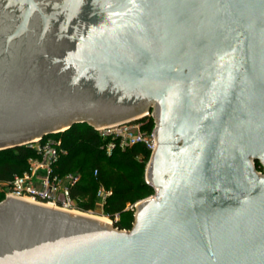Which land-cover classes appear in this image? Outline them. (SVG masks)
Listing matches in <instances>:
<instances>
[{"label":"water","instance_id":"water-1","mask_svg":"<svg viewBox=\"0 0 264 264\" xmlns=\"http://www.w3.org/2000/svg\"><path fill=\"white\" fill-rule=\"evenodd\" d=\"M151 102L132 227L6 196L0 264H264V0H0V149Z\"/></svg>","mask_w":264,"mask_h":264},{"label":"trees","instance_id":"trees-1","mask_svg":"<svg viewBox=\"0 0 264 264\" xmlns=\"http://www.w3.org/2000/svg\"><path fill=\"white\" fill-rule=\"evenodd\" d=\"M152 124L153 119H150L146 127ZM49 135L61 137L66 150L59 159L57 171L65 173L75 162L81 161L77 168L80 180L70 189V195L81 203L82 209L88 211L94 208L97 188L103 183L113 189V194L104 204L105 213L113 217L119 212L120 218L113 224L119 228H131L134 209L129 207V201L153 192L152 185L143 178L149 151L137 144L125 150L114 149L109 154L105 148L106 139L89 124L76 123ZM34 154L35 150L26 144L0 149V184L25 169L29 156ZM139 155L141 159L137 158ZM106 166L114 171H109ZM96 168L98 175L94 174ZM3 198L5 192H0V200Z\"/></svg>","mask_w":264,"mask_h":264},{"label":"built area","instance_id":"built-area-1","mask_svg":"<svg viewBox=\"0 0 264 264\" xmlns=\"http://www.w3.org/2000/svg\"><path fill=\"white\" fill-rule=\"evenodd\" d=\"M148 122L149 118L143 120L140 117H135L105 126L92 127L102 138L106 139L105 148L109 154L117 148L125 150L128 147L140 144L150 153L149 163L151 155L156 149L157 141L155 137L156 121L153 119L152 126L146 127ZM25 144L32 147L35 154L29 156L28 166L25 169L15 173L10 180L4 182L5 195L27 198L72 210L76 205V201L70 195V189L80 180V173H61L57 171L59 159L62 154L66 153L62 138L46 135ZM256 168L264 173V167L259 162L256 163ZM94 174L98 175V168L95 169ZM152 187L153 192L150 196H154L158 190L157 187L153 185ZM112 194V188L100 183L96 191L99 207L113 223L119 220V212L112 217L104 211V204ZM129 207L135 209L136 205ZM88 211L94 212L93 209Z\"/></svg>","mask_w":264,"mask_h":264},{"label":"rangeland","instance_id":"rangeland-1","mask_svg":"<svg viewBox=\"0 0 264 264\" xmlns=\"http://www.w3.org/2000/svg\"><path fill=\"white\" fill-rule=\"evenodd\" d=\"M147 117H149V116H146V117H144V118H142L143 120H146L147 119ZM58 132H60V131H58ZM138 159H141V156L139 155L138 157H137ZM81 163V161H77V163L75 162L71 167H69L68 168V171L67 172H73V173H80V172H77L78 171V165ZM148 164V160H147V162H146V164H145V167H144V179L147 181V165ZM27 166H28V161H27ZM107 167V166H106ZM91 168H92V166L91 167H89V171L91 170ZM108 168V170L109 171H114V170H112L110 167H107ZM106 168V169H107ZM4 190H5V186H4V183H2L1 185H0V192L2 193V192H4ZM151 194H147L146 196H143V197H139L138 199H136V200H134V201H129V206H134V205H136L139 201H141L142 199H144V198H146V197H148V196H150ZM5 197H6V195H5ZM4 199V198H3ZM2 199V200H3ZM1 201V200H0ZM97 204H99L98 203V200L96 199V203H95V206H94V208H93V210H94V212H90V211H85V210H83L82 209V206H81V203L80 202H76V205H75V207L72 209L73 211H77V212H86V213H88V214H93V215H95V216H99V217H101L102 219L104 218V219H107V220H109L108 219V217H107V215L106 214H104L103 213V211L101 210V208L97 205ZM53 206V205H52ZM135 213H136V207H135V209H134V219H133V222L135 221ZM123 229V228H122ZM125 229H130V228H125Z\"/></svg>","mask_w":264,"mask_h":264},{"label":"flooded vegetation","instance_id":"flooded-vegetation-1","mask_svg":"<svg viewBox=\"0 0 264 264\" xmlns=\"http://www.w3.org/2000/svg\"><path fill=\"white\" fill-rule=\"evenodd\" d=\"M146 116H149V117H147V118H149V120L155 119V103L151 102L149 105L148 111L145 112L144 114H142L141 116H138V117H140L142 119Z\"/></svg>","mask_w":264,"mask_h":264},{"label":"bare ground","instance_id":"bare-ground-1","mask_svg":"<svg viewBox=\"0 0 264 264\" xmlns=\"http://www.w3.org/2000/svg\"><path fill=\"white\" fill-rule=\"evenodd\" d=\"M99 217V216H98ZM101 218V217H100ZM104 219V218H103Z\"/></svg>","mask_w":264,"mask_h":264},{"label":"crops","instance_id":"crops-1","mask_svg":"<svg viewBox=\"0 0 264 264\" xmlns=\"http://www.w3.org/2000/svg\"><path fill=\"white\" fill-rule=\"evenodd\" d=\"M99 206V204H97Z\"/></svg>","mask_w":264,"mask_h":264}]
</instances>
